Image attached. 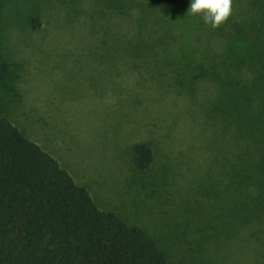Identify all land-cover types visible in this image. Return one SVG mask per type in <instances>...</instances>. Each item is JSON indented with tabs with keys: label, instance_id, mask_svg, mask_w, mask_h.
I'll return each mask as SVG.
<instances>
[{
	"label": "rangeland",
	"instance_id": "obj_1",
	"mask_svg": "<svg viewBox=\"0 0 264 264\" xmlns=\"http://www.w3.org/2000/svg\"><path fill=\"white\" fill-rule=\"evenodd\" d=\"M129 13H111L110 0H0V118L53 156L99 209L160 240L174 261L260 264L264 235L226 221L257 196L259 177L244 188L241 172L264 162L263 122L252 132L226 122L207 82L190 93L170 84L184 75L161 56L179 46L175 29L151 43L155 58L132 57L127 47L140 31L162 33L142 26L141 10ZM136 143L154 153L145 172L132 165Z\"/></svg>",
	"mask_w": 264,
	"mask_h": 264
},
{
	"label": "trees",
	"instance_id": "obj_2",
	"mask_svg": "<svg viewBox=\"0 0 264 264\" xmlns=\"http://www.w3.org/2000/svg\"><path fill=\"white\" fill-rule=\"evenodd\" d=\"M233 1L239 2L237 8L232 7L235 13L216 28L189 15L188 0H110V12L129 16L137 8L142 26L147 22L161 30V35L155 32L148 38L140 31V40L127 47L134 48L132 57L146 51L144 55L148 52L155 58L151 43L164 42L171 29L179 31V46L161 55L166 58L163 63L172 61L182 67L184 75H177L170 84L187 93L200 82L211 84L218 89L213 111L252 132L264 125V93L260 91L264 75L251 76L257 69L264 74V0ZM243 70L252 72L250 78L242 76ZM153 161L148 144L132 146V165L137 171H147ZM250 168L241 172V180L245 188L249 177H259L252 183L258 190L252 208L243 206L226 223L264 235V162L258 160ZM262 260L260 264L264 255ZM0 264L182 263L174 261L160 240L141 227L99 209L88 190L53 156L0 118ZM188 264L212 263L201 259Z\"/></svg>",
	"mask_w": 264,
	"mask_h": 264
},
{
	"label": "clouds",
	"instance_id": "obj_3",
	"mask_svg": "<svg viewBox=\"0 0 264 264\" xmlns=\"http://www.w3.org/2000/svg\"><path fill=\"white\" fill-rule=\"evenodd\" d=\"M232 0H188L187 13L199 16L212 28L223 24L231 13Z\"/></svg>",
	"mask_w": 264,
	"mask_h": 264
}]
</instances>
